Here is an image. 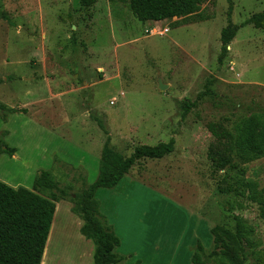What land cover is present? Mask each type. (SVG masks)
<instances>
[{"label": "rangeland", "instance_id": "obj_1", "mask_svg": "<svg viewBox=\"0 0 264 264\" xmlns=\"http://www.w3.org/2000/svg\"><path fill=\"white\" fill-rule=\"evenodd\" d=\"M262 11L264 0H205V19L186 23L139 21L128 0H0V104L16 111L0 110V138L6 130L17 149L0 155V180L28 188L51 168L75 197L96 179L106 137L124 156L173 137V152L140 159L115 188L97 189L127 264H192L198 215L231 232L239 216L243 264H264V155L247 161L236 140L244 119L264 114V29L241 27L217 61L221 28ZM68 203L58 202L48 262L76 264L86 246ZM198 235L203 261L216 264Z\"/></svg>", "mask_w": 264, "mask_h": 264}, {"label": "trees", "instance_id": "obj_2", "mask_svg": "<svg viewBox=\"0 0 264 264\" xmlns=\"http://www.w3.org/2000/svg\"><path fill=\"white\" fill-rule=\"evenodd\" d=\"M109 1L125 2L126 0ZM204 1L128 0V7L139 21L178 18L190 23L196 19H205L200 13V6ZM230 11L231 3L228 16ZM2 17L7 20L6 15ZM245 25L264 29V11L251 14L240 24H234L229 20L221 28L220 50L217 56L219 64L227 55V46L237 31ZM205 92L197 94L196 100L185 102L182 117L196 106L197 100L201 99ZM0 110L16 112L3 104H0ZM19 112L25 113V110L21 109ZM1 120L5 121L6 115L3 114ZM238 130L237 145L246 160L263 156L264 114L249 115L240 124ZM7 134L6 130L1 131L0 155L6 154L12 157L17 149L5 142L3 137ZM174 144L175 140L171 137L167 142L136 146L129 155L124 156L110 146L109 137H106L99 156L96 179L86 185L75 197H68L64 190L58 188L51 168L39 170L30 189L23 186L12 187L0 180V264H40L56 207L55 203L65 199L73 204L70 210L83 222L79 228L80 233L94 244V264H123V257L114 252L120 240L112 226L99 212L97 189L114 188L137 161L143 158L160 159L173 152ZM61 162L57 157L53 159V164ZM82 180L85 183V179ZM44 192H47V195H44ZM235 218V232L219 225L213 226L210 230L213 237L212 254L216 257V264H243L244 262L246 253L239 242L246 237V226L239 216ZM204 250V247L198 243L192 255L193 264H206L201 257Z\"/></svg>", "mask_w": 264, "mask_h": 264}, {"label": "crops", "instance_id": "obj_3", "mask_svg": "<svg viewBox=\"0 0 264 264\" xmlns=\"http://www.w3.org/2000/svg\"><path fill=\"white\" fill-rule=\"evenodd\" d=\"M128 173H126L125 175H127ZM125 175L123 177H125ZM122 177V179H123ZM2 181V180H1ZM121 181V180H120ZM119 181V182H120ZM5 182V181H3ZM6 183V182H5ZM8 185L12 186L11 184L7 183ZM117 186V185H116ZM115 186V187H116ZM13 187V186H12ZM114 187V188H115ZM29 189L31 188L28 187ZM59 202V201H58ZM58 202L55 203L56 207H55V211H54V214H53V218H52V222H51V225H50V229H49V233H48V236H47V240H46V243H45V247H44V251H43V254H42V258H43V255L45 256V253H46V248H47V242L49 240V236H50V233H51V230L53 228V225H54V219H55V216H56V211H57V207H58ZM68 206V209L71 208V204L68 203L67 204ZM69 213L72 215V217L75 219V225H76V231L78 233V236L82 239V241L86 244L85 248L81 251V254L78 255L77 257V261H76V264H94L93 262V253H94V244H92L91 240L87 239L88 241L84 240V236L80 233L79 231V228L81 227L82 225V220L77 216L75 215L74 213H72L70 210H69ZM196 218L198 219V223H197V226L196 228L193 229V234H192V237L188 243V253L190 254V261L191 263L193 264L192 262V255L194 253V251L196 250V246L198 243H200L204 249L207 248V246L203 245L199 239V235L198 234H202L204 235L206 238H209V242L211 244H213V237H212V234H211V228L213 227L212 223L208 221V219L206 220L205 217H202L200 215L196 216ZM111 225V224H110ZM112 228H113V231L115 232V229L113 227V225H111ZM210 232V233H209ZM116 234V232H115ZM117 235V234H116ZM118 237V236H117ZM119 238V237H118ZM120 240V239H119ZM91 241V242H90ZM120 245H121V241H120V244L119 246H117L115 249H114V252H116L117 254H119L120 256L123 257V260H122V263L123 264H127L129 260L132 259V256H130L129 254H126V253H122V252H119L120 250ZM158 248V247H157ZM133 255L135 257H138L136 255H138L136 252H133ZM42 258H41V262H42ZM40 262V264H41ZM46 264H66L65 263V260L64 258H60V257H52L51 261H47ZM134 264H141V261L140 259H136L134 261Z\"/></svg>", "mask_w": 264, "mask_h": 264}, {"label": "bare ground", "instance_id": "obj_4", "mask_svg": "<svg viewBox=\"0 0 264 264\" xmlns=\"http://www.w3.org/2000/svg\"><path fill=\"white\" fill-rule=\"evenodd\" d=\"M53 227H54V226H53ZM52 230H53V229H52ZM52 230H51V233H50V236H49V240H48L47 248H48L49 244L51 243V236H52L51 234H52ZM47 248H46V253L48 252V251H47ZM46 253H45V256H46ZM45 256L43 257V260H42V261H45V262H46V261H47L46 259H47L48 257L45 258ZM44 259H45V260H44ZM44 264H45V263H44Z\"/></svg>", "mask_w": 264, "mask_h": 264}, {"label": "built area", "instance_id": "obj_5", "mask_svg": "<svg viewBox=\"0 0 264 264\" xmlns=\"http://www.w3.org/2000/svg\"><path fill=\"white\" fill-rule=\"evenodd\" d=\"M167 31H168V29L165 28L163 31H160V33L162 34V33L167 32ZM151 32L153 33L154 30H151ZM113 102H114V99L111 100V103H113Z\"/></svg>", "mask_w": 264, "mask_h": 264}, {"label": "water", "instance_id": "obj_6", "mask_svg": "<svg viewBox=\"0 0 264 264\" xmlns=\"http://www.w3.org/2000/svg\"><path fill=\"white\" fill-rule=\"evenodd\" d=\"M161 88H164V86L161 85Z\"/></svg>", "mask_w": 264, "mask_h": 264}]
</instances>
